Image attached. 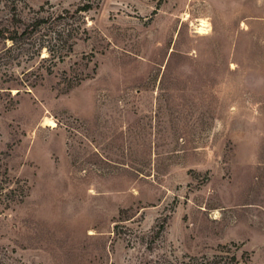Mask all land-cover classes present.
<instances>
[{"label":"rangeland","instance_id":"374dc122","mask_svg":"<svg viewBox=\"0 0 264 264\" xmlns=\"http://www.w3.org/2000/svg\"><path fill=\"white\" fill-rule=\"evenodd\" d=\"M36 15L0 31V264H264V0H0Z\"/></svg>","mask_w":264,"mask_h":264},{"label":"trees","instance_id":"16d2710c","mask_svg":"<svg viewBox=\"0 0 264 264\" xmlns=\"http://www.w3.org/2000/svg\"><path fill=\"white\" fill-rule=\"evenodd\" d=\"M48 17H44L42 15H36L34 17L29 18L26 21H22L19 25L9 27H0V31L2 34V38L6 41L9 40L10 42H16L24 35L28 34L29 36L34 32H38L41 35V31H48L50 27V23L47 21ZM4 31V32H2ZM56 35V39L54 38V44L56 45L62 41V34L60 32L53 31ZM43 34V33H42ZM45 34V33H44ZM43 34V35H44ZM42 44H44L45 40L42 39ZM50 48V47H49ZM51 51V49H49ZM222 252H231L230 249L222 250ZM228 260L231 263H228ZM233 260V261H231ZM181 264H236V258L233 253L229 256L227 253L225 256L223 255H213L212 257L204 258L201 262L194 260L192 262H182Z\"/></svg>","mask_w":264,"mask_h":264},{"label":"bare ground","instance_id":"6f19581e","mask_svg":"<svg viewBox=\"0 0 264 264\" xmlns=\"http://www.w3.org/2000/svg\"><path fill=\"white\" fill-rule=\"evenodd\" d=\"M201 25H202V26H206L204 21L202 22V24H201ZM48 121H49V120H48ZM48 124H49L50 126H52V125H53V123H51V122H49Z\"/></svg>","mask_w":264,"mask_h":264}]
</instances>
